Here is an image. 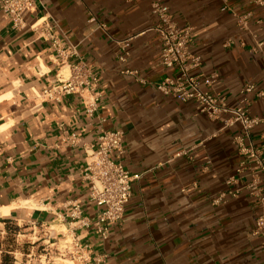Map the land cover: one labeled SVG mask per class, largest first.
I'll list each match as a JSON object with an SVG mask.
<instances>
[{
    "label": "crops",
    "instance_id": "obj_1",
    "mask_svg": "<svg viewBox=\"0 0 264 264\" xmlns=\"http://www.w3.org/2000/svg\"><path fill=\"white\" fill-rule=\"evenodd\" d=\"M0 0V264H68L55 251L70 228L64 216L80 205L91 219L83 177L102 131L123 135L119 162L131 175L122 221L103 249L91 231L76 230L92 257L105 264H264L262 239L252 235L262 209L246 188L250 165L234 144L239 124L211 119L193 102L162 95L155 85L178 74L160 64L154 3L178 27L192 29V76L215 74L205 92L228 109L243 98L250 117L264 114V5L254 0H39L15 30ZM35 23L51 25L74 55L58 58ZM128 41L129 57L119 60ZM69 50H67L68 52ZM66 52V54H68ZM83 63L98 83L82 95L47 99L43 91ZM126 71L130 72L125 73ZM252 85V93L242 90ZM98 98L89 116L85 103ZM84 100V101H83ZM85 104V105H84ZM261 127L246 144L261 145ZM77 140L71 144L70 136ZM264 153V150H263ZM235 184H227L230 177ZM260 195L264 198V177ZM228 190L235 198L215 205ZM101 264V263H99Z\"/></svg>",
    "mask_w": 264,
    "mask_h": 264
},
{
    "label": "built area",
    "instance_id": "obj_2",
    "mask_svg": "<svg viewBox=\"0 0 264 264\" xmlns=\"http://www.w3.org/2000/svg\"><path fill=\"white\" fill-rule=\"evenodd\" d=\"M254 1L259 5H264V0ZM38 4L39 0H3L1 10L9 19L11 27L20 30L24 27V17L33 14ZM151 13L156 17L157 23L154 30L161 41L160 64L166 69H178L176 76L166 77L155 85L157 91L182 103L193 102L199 113L206 114L211 119H219L222 114L230 115V118L224 121L225 126L240 125L241 134L234 137L237 152L242 157L236 173H240L245 164L250 165L251 181L246 188L250 195L257 197L262 209L261 214L255 220L252 235L261 238L264 244V198L260 195L261 188L259 187L261 177H264V114L261 117H250L245 107L246 98L242 99L241 105L237 108L228 109L224 98L205 92L202 86L212 87L216 75L197 77L188 73L191 68L198 67L200 63L199 58L192 56L189 52L192 29L189 26L178 27L172 21L167 7L163 5L152 4ZM30 28L34 30L40 28L47 33L45 40L58 58H66L68 55L75 54L72 49L63 46L64 40L55 35L51 25L35 23ZM127 47L128 41L123 44L122 54L119 56L121 62H125L129 57ZM125 73L130 74L128 71ZM97 83V77L83 63L75 62L69 66L68 76L44 90L43 95L53 101H58L65 95L78 94L81 96L85 91H94ZM253 90L254 87L248 85L241 93L245 95L252 93ZM256 96L264 99V91H258ZM97 102L98 98H93L90 103H85L86 114L90 116L95 111ZM256 127L262 128L259 147L246 144L250 132ZM122 139L123 135L120 131H102L97 137L95 149L89 155L90 161L86 165L83 177L88 186V201L95 207L96 215L91 219L85 215L80 205L76 204L64 216L69 220L70 228L55 251L59 258L67 259L68 264H105V256L101 255L99 259L93 258L91 247L83 245L79 235L75 232L76 230L91 231L98 236V247L101 250L107 240L109 228L122 221L125 206L131 198V184L139 178L131 176L119 162L122 154ZM70 140L71 144H74L77 138L71 135ZM236 182L237 179L232 176L227 184L231 185ZM238 194L237 190H228L213 199V204H221L227 198H235Z\"/></svg>",
    "mask_w": 264,
    "mask_h": 264
},
{
    "label": "trees",
    "instance_id": "obj_3",
    "mask_svg": "<svg viewBox=\"0 0 264 264\" xmlns=\"http://www.w3.org/2000/svg\"><path fill=\"white\" fill-rule=\"evenodd\" d=\"M10 261L8 255L3 256V264L4 262Z\"/></svg>",
    "mask_w": 264,
    "mask_h": 264
}]
</instances>
